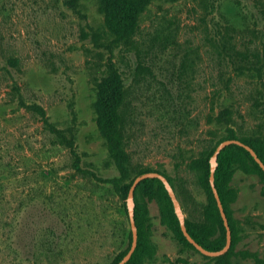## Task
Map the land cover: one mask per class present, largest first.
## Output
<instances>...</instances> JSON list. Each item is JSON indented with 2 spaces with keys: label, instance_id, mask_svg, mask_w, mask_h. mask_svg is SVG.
Returning a JSON list of instances; mask_svg holds the SVG:
<instances>
[{
  "label": "rangeland",
  "instance_id": "obj_1",
  "mask_svg": "<svg viewBox=\"0 0 264 264\" xmlns=\"http://www.w3.org/2000/svg\"><path fill=\"white\" fill-rule=\"evenodd\" d=\"M110 3L0 0V264H112L131 232L127 196L110 181L148 171L167 178L185 221L210 225L190 160L206 159L230 129L264 144V0H150L137 34L152 39L149 85L135 83L133 52L105 25ZM222 43L248 58L220 56ZM111 66L126 88L125 176L96 109ZM161 87L169 100L157 107ZM245 163L237 150L226 181L233 230L217 256L176 234L159 190L135 187L138 264H264V173Z\"/></svg>",
  "mask_w": 264,
  "mask_h": 264
},
{
  "label": "trees",
  "instance_id": "obj_2",
  "mask_svg": "<svg viewBox=\"0 0 264 264\" xmlns=\"http://www.w3.org/2000/svg\"><path fill=\"white\" fill-rule=\"evenodd\" d=\"M149 2L150 0H111V3L109 4L105 12V25L109 32L113 35L114 39L121 44L123 50L133 52L136 58L133 69L135 75L137 76V80L135 81V83L142 82L143 84L147 85L150 84L147 77L151 75V72L150 67L145 63V61L149 57V54L152 53L151 50L153 48V44L151 43L152 39L150 40V38L148 39V41L145 40L143 43V40H139L137 38V34L139 32V15L143 12L145 6ZM222 44L223 46H221V51H219L220 56L225 55L231 57V51L233 50L235 58H241L242 60L248 58V54H246L244 51L234 49L230 51V49L233 48L232 46L227 47L224 43ZM125 91L126 88L124 86L121 73L119 72L117 67L111 66V68H109L108 77L103 81L102 84L99 85L96 109L99 112V122L103 128L104 135L111 148V151L113 152L115 165L122 176L126 175L127 170L125 165L129 161V155L126 154L124 149L125 143L122 133V130H125L127 125L129 124L126 122L125 112L123 109L124 105H126L124 104ZM165 93V87H161L159 102L158 98H156L157 107H163L164 103L168 102V94L164 96ZM167 112L168 111H166L165 113ZM234 134V131L230 129L228 135L221 138L219 142L224 139H238L250 146L256 153L260 161L264 164V144L261 142L251 143L248 142L249 139H239L234 136ZM215 147L209 152L208 157H210ZM239 149H241L245 153V156L247 157V159H249L251 164V166L246 163L244 164L245 171L255 170L259 173H264L248 153V151L240 146L231 144L224 147L219 152L217 156V165L214 171V186L226 215L230 232H232L233 226L231 225V221L229 219V211L227 207L230 201V192L226 188V181L228 178V168L230 166V163L235 158L236 152ZM207 158H193L190 160L189 166L191 169L200 171V175L198 177L199 185L209 195V207L202 212V218L203 220L209 222L210 225H200L197 223L185 221V227L190 237L196 243H198L206 250L216 251L221 249L225 244V228L223 226L222 219L220 217L209 185V163ZM75 166L76 164H74V167ZM76 168V171L81 172L78 167ZM132 181L129 183H123L121 178H114L111 179L110 182L113 183L116 191L124 199L127 196L128 189ZM140 185H148L159 190L160 196L164 203L167 218L173 226L176 234L180 236V238L188 247L193 248L194 246L185 239L180 230L178 220L173 211L172 203L160 180H158L157 178H146L141 180L137 184L136 188ZM134 222L137 231V243L130 258L124 264H138L143 253L145 227L143 225L142 215L137 210L136 205L134 207ZM212 226L217 227L218 236L210 239ZM124 254L125 252L119 254L112 264H116Z\"/></svg>",
  "mask_w": 264,
  "mask_h": 264
},
{
  "label": "water",
  "instance_id": "obj_3",
  "mask_svg": "<svg viewBox=\"0 0 264 264\" xmlns=\"http://www.w3.org/2000/svg\"><path fill=\"white\" fill-rule=\"evenodd\" d=\"M237 145L240 146L242 148H244L246 151H248V153L251 155V157L254 159V161L258 164V166L261 168V170L264 172V164L260 161V159L257 157L256 153L252 150V148L250 146H248L247 144L243 143L242 141L238 140V139H224L222 141H220L214 151L211 154V160L209 162V185L211 188V192L213 194L216 206L218 208L220 217L222 219V223L223 226L225 228V244L224 246L216 251H209L204 249L202 246H200L198 243H196L188 234L186 227H185V219H184V215L182 213V210L177 202V199L175 197V195L172 192L171 186L168 182V180L166 179V177L160 173H156V172H147V173H143L140 174L138 176H136L129 189H128V193H127V199H128V207H127V215H128V221H129V228H130V232H131V243L129 246V249L127 250V252L122 256V258L116 263V264H124L131 256V254L133 253L135 247H136V243H137V231H136V226H135V222H134V199H133V192L134 189L136 187V185L143 179L146 178H157L158 180H160V182L162 183L165 191L167 192L170 201L172 203L173 206V211L174 214L178 220L179 223V227L180 230L183 234V236L185 237V239L194 246L195 249H197L200 253L204 254V255H208V256H217L220 255L222 253H224L229 245H230V240H231V232H230V228L228 225V221L226 218V215L224 213L221 201L219 199L218 193L216 191V188L214 186V171L217 165V156L219 154V152L226 146L228 145Z\"/></svg>",
  "mask_w": 264,
  "mask_h": 264
}]
</instances>
